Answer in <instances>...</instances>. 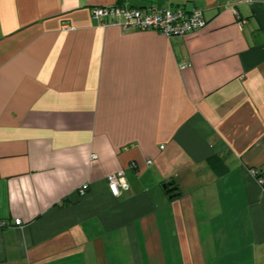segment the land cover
<instances>
[{
    "label": "crops",
    "instance_id": "obj_1",
    "mask_svg": "<svg viewBox=\"0 0 264 264\" xmlns=\"http://www.w3.org/2000/svg\"><path fill=\"white\" fill-rule=\"evenodd\" d=\"M124 3L206 25L92 17ZM252 169L264 178V0H0V264H264Z\"/></svg>",
    "mask_w": 264,
    "mask_h": 264
},
{
    "label": "built area",
    "instance_id": "obj_2",
    "mask_svg": "<svg viewBox=\"0 0 264 264\" xmlns=\"http://www.w3.org/2000/svg\"><path fill=\"white\" fill-rule=\"evenodd\" d=\"M91 14L95 20L100 22L107 20L108 23L119 25L124 29L152 30L167 37L195 33L206 25L203 11L199 8L187 10L182 7L172 8L159 5L131 7L124 3L96 6L91 9ZM92 157H95V155H92ZM147 162L150 163V160H147ZM251 173L257 177L259 184L264 183V178L258 174L256 169H252ZM123 174L124 171L121 169L107 175V182L115 195L120 194L118 182ZM87 187L86 183L81 185L78 190L79 194L83 195ZM14 223L19 225L21 221L20 219H15Z\"/></svg>",
    "mask_w": 264,
    "mask_h": 264
},
{
    "label": "water",
    "instance_id": "obj_3",
    "mask_svg": "<svg viewBox=\"0 0 264 264\" xmlns=\"http://www.w3.org/2000/svg\"><path fill=\"white\" fill-rule=\"evenodd\" d=\"M165 186V185H164ZM173 196V195H172Z\"/></svg>",
    "mask_w": 264,
    "mask_h": 264
}]
</instances>
